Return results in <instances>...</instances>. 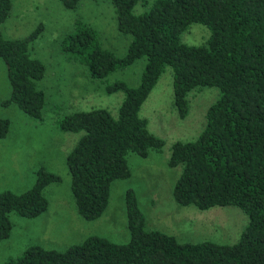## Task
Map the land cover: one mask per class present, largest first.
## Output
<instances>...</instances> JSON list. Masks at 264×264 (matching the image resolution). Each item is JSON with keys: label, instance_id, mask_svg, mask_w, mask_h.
<instances>
[{"label": "trees", "instance_id": "1", "mask_svg": "<svg viewBox=\"0 0 264 264\" xmlns=\"http://www.w3.org/2000/svg\"><path fill=\"white\" fill-rule=\"evenodd\" d=\"M74 10L81 0H57ZM116 29L129 35L125 52L117 56L103 48L95 30L80 19L61 40V49L86 69L91 79L103 80L139 58L145 63L135 86L122 80L104 82L106 94L122 92L112 116L105 108L75 111L57 119L61 131L80 132L65 156L69 190L76 213L98 218L108 202L114 179L129 177V153L145 157L160 151L163 141L150 133L138 110L165 67L171 69L172 106L179 118L187 114L186 94L215 87L218 97L204 112L203 127L191 141L170 145L167 165H180L172 197L198 210L213 206L238 207L247 221L232 244L208 240L179 242L172 235L145 229V219L132 191H124L127 242L113 243L88 236L63 250L33 244L2 264H264V0H108ZM147 10L134 14L137 3ZM10 0H0V24L8 17ZM206 26L199 45L180 41L190 24ZM41 24L20 38L0 33V60L9 86L0 105L14 104L40 119L44 93L35 82L43 63L30 57L29 45ZM64 44V45H63ZM8 130L0 118V138ZM59 177L38 168L33 184L23 192H0V241L10 231L9 213L33 218L45 210L43 188Z\"/></svg>", "mask_w": 264, "mask_h": 264}, {"label": "rangeland", "instance_id": "2", "mask_svg": "<svg viewBox=\"0 0 264 264\" xmlns=\"http://www.w3.org/2000/svg\"><path fill=\"white\" fill-rule=\"evenodd\" d=\"M10 3L8 17L0 24L2 37L20 38L37 24L42 25L40 33L29 45V54L44 65V74L35 85L44 93L45 101L40 119L28 117L14 104L0 105V118L8 121L7 133L0 138V192L25 191L33 184L36 169L41 167L56 174L59 180L43 188L47 205L37 216L25 218L9 213L12 226L8 236L0 241V264L33 244L63 250L92 235L113 243L127 242L129 234L124 211V191L127 189L135 196L145 219V229L172 235L179 242L234 243L247 221L238 207L213 206L198 210L193 205H180L172 197V186L181 167L167 165L170 145L174 141L196 138L203 127L205 109L217 99L218 90L215 87L190 90L186 94L187 114L179 118L172 106L171 69L168 66L138 110V116L146 120L148 131L163 141L160 151H149L145 157L127 154L130 175L111 181L108 202L98 218L84 220L75 213L65 156L80 132L59 130L57 119L94 108H105L116 116L123 94L120 91L106 94L104 82L118 79L135 86L145 59L139 58L98 80L91 79L85 67L61 49V40L72 32L74 21L80 19L95 30L103 48L117 56L123 55L129 35L117 31L114 10L108 0H81L74 10L63 8L57 0H10ZM145 10L147 6L138 2L132 12L138 14ZM207 35L206 26L193 23L181 34L180 41L199 45ZM8 92L4 64L0 60V101L8 96Z\"/></svg>", "mask_w": 264, "mask_h": 264}, {"label": "crops", "instance_id": "3", "mask_svg": "<svg viewBox=\"0 0 264 264\" xmlns=\"http://www.w3.org/2000/svg\"><path fill=\"white\" fill-rule=\"evenodd\" d=\"M4 70H5V68H4ZM5 76H6V72H5ZM7 79V78H6ZM9 93V92H8ZM74 209H75V207H74ZM75 213H76V211H75ZM77 214V213H76ZM78 215V214H77ZM79 216V215H78ZM80 217V216H79Z\"/></svg>", "mask_w": 264, "mask_h": 264}]
</instances>
